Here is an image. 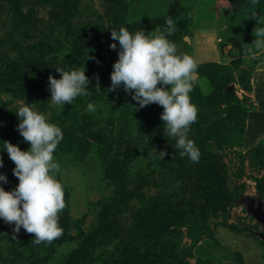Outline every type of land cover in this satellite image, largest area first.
Here are the masks:
<instances>
[{"label": "rangeland", "instance_id": "obj_1", "mask_svg": "<svg viewBox=\"0 0 264 264\" xmlns=\"http://www.w3.org/2000/svg\"><path fill=\"white\" fill-rule=\"evenodd\" d=\"M253 10L264 17V0H0V148L30 146L18 104L44 112L63 131L55 157L65 201L51 242L35 244L0 218V264H130L129 248L140 264H264L263 228L248 211L252 201L264 210V50L249 44ZM165 17L178 50L198 62L189 131L198 162L164 134L162 105L109 90L119 50L110 27L148 32ZM55 66L84 67L88 95L53 104ZM0 158L11 190L14 162L2 149ZM150 224L162 239L139 234Z\"/></svg>", "mask_w": 264, "mask_h": 264}, {"label": "clouds", "instance_id": "obj_2", "mask_svg": "<svg viewBox=\"0 0 264 264\" xmlns=\"http://www.w3.org/2000/svg\"><path fill=\"white\" fill-rule=\"evenodd\" d=\"M250 12L257 17V24L253 29L255 39L249 44L264 50V17L254 10ZM110 28L113 42L109 46L116 49L115 41L118 40L119 50L112 65L109 90L122 85L139 107L152 102L162 105L164 134L175 139V148L180 150L182 157L198 162L200 149L189 137L190 125L196 121L198 112L190 96L197 79L198 62L187 51L178 50L177 44L170 39L175 31L173 18L165 17L163 28L157 26L148 32L143 28L130 31L124 24ZM55 68L60 73L59 78L48 76L53 104L64 108L65 102L73 104L77 96L88 95L89 78L84 67ZM96 106L89 101L86 109L91 112ZM15 112L19 119L16 128L30 146L22 150L18 144L3 140L0 149L14 162L12 173L18 183L11 190H5L3 183H7V176L0 172V182H3L0 183V218L6 223L14 222V232L23 227L34 233L35 244L51 242L63 231L59 212L65 206L64 185L57 176L61 166L55 157L63 131L32 103L18 104ZM152 155L163 159L166 151L157 152L153 148ZM0 166H3L2 158Z\"/></svg>", "mask_w": 264, "mask_h": 264}, {"label": "trees", "instance_id": "obj_3", "mask_svg": "<svg viewBox=\"0 0 264 264\" xmlns=\"http://www.w3.org/2000/svg\"><path fill=\"white\" fill-rule=\"evenodd\" d=\"M227 96L228 95L224 94L222 97L225 98ZM147 215H150V214L147 213ZM143 219H146V215H145V217H143ZM149 226L145 230H142L141 233H139V234L144 235L146 237L154 235L155 239H157V238L162 239L163 238L162 236H164L165 231H163L161 228L155 229L153 224L152 225L150 224ZM148 231H150V232H148ZM147 232L149 234H147ZM135 253H134V250H132V248H129V251L127 252V262H130V264H140L141 262H143L142 260L136 259L137 255Z\"/></svg>", "mask_w": 264, "mask_h": 264}, {"label": "water", "instance_id": "obj_4", "mask_svg": "<svg viewBox=\"0 0 264 264\" xmlns=\"http://www.w3.org/2000/svg\"><path fill=\"white\" fill-rule=\"evenodd\" d=\"M230 87H227L226 90H229ZM252 201L248 205V211L257 219V221L262 225L263 233L260 235L264 244V210L261 205L254 206ZM260 204V203H259Z\"/></svg>", "mask_w": 264, "mask_h": 264}]
</instances>
